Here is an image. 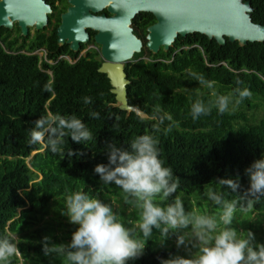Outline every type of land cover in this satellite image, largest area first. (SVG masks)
<instances>
[{
    "label": "trees",
    "instance_id": "obj_1",
    "mask_svg": "<svg viewBox=\"0 0 264 264\" xmlns=\"http://www.w3.org/2000/svg\"><path fill=\"white\" fill-rule=\"evenodd\" d=\"M249 2L251 19L264 24V0ZM139 18L143 20V32L145 25L155 20L146 10L133 17ZM94 32L90 30L91 38L76 50L66 41L59 43L55 28L38 30L22 41L0 35V237L7 235L17 245L19 255L12 258L11 264H17L20 257L33 264H62L61 258L44 255L42 241L46 236L54 243H64L68 237L71 241L77 226L65 221L68 218L61 213L66 211L64 196L72 191L99 195L104 203L112 196L119 204L116 214H126L120 219L127 227L135 228L138 210L125 203L126 194L120 188L103 184L94 172L97 164L108 163V140L127 149L135 137L154 135L160 159L180 174L179 187L162 206L179 196L187 211L193 209L194 199L198 211L207 214L216 213L217 206L207 199L204 186L210 183L227 199H235L249 187L245 169L264 156V39L240 43L226 36L225 42L219 43L214 37L192 31L177 34L168 48L161 45L152 51L146 45V36L133 26L142 43L124 64L130 79L128 103L148 117L157 107L172 117V121L161 125L160 132H154L156 121H141L137 111L116 104L109 77L98 69L102 62L99 50L91 47L79 55L88 42L98 44ZM39 47L45 48L46 58L32 52ZM197 77L215 82L213 88L201 85ZM237 88H246L252 95L237 104ZM53 91L55 103L49 113L42 103ZM213 91L217 95L231 94L228 111L220 114L212 107L210 114L194 120L191 105L200 100L210 106L215 99ZM85 97L91 98L90 104L84 103ZM94 111L99 119L92 118ZM46 114L75 115L93 139L76 143L66 136L63 154H54L45 143H27L24 147L13 144L21 139V130L30 137L33 122ZM173 122L178 127L174 123L165 133L163 129ZM183 133L197 143L198 152L191 159L184 151L187 144ZM71 150L76 155L69 156ZM236 177L241 184L238 194L217 184L220 179ZM157 202L161 203L159 197ZM263 208L264 198L253 209ZM136 232L142 238L138 229ZM147 239L144 254L128 264H159L176 250L169 237L163 242L158 229L153 228Z\"/></svg>",
    "mask_w": 264,
    "mask_h": 264
},
{
    "label": "clouds",
    "instance_id": "obj_2",
    "mask_svg": "<svg viewBox=\"0 0 264 264\" xmlns=\"http://www.w3.org/2000/svg\"><path fill=\"white\" fill-rule=\"evenodd\" d=\"M197 79L208 88H213L215 83L205 81L203 77ZM235 91L239 94L237 104L252 95L246 88ZM211 95L215 99L210 106H205L200 100L191 105L194 120L210 114L212 107L220 114L228 111L231 94L217 95L213 91ZM84 103L90 104L91 98L85 97ZM136 111L141 121L148 118L156 121L154 132H160L166 120L172 121L171 115L162 113L159 107L154 109L151 117L139 108ZM91 116L99 119L98 112H92ZM174 123L163 131L170 132ZM33 124L34 127L29 129V143H45L54 154H63L66 136L76 143L93 139L84 122L75 115L46 114ZM158 143L154 135L147 133L135 137L127 149L108 140L105 143L108 163H99L94 168L103 184H114L120 188L126 194L125 203L138 210L135 228L127 227L111 205L101 199L82 190L72 191L65 194L66 211L61 213L77 226L71 234V241L54 243L51 237H44V255L55 254L62 259V264H128L144 254L147 238L155 228L160 231L163 242L171 233H176L177 248L186 246L194 249L187 257L170 254L169 258L161 259V264H264V243L255 242L251 230L244 233L232 227L237 210L247 214L264 198V156L245 169L249 187L242 195L238 194L241 188L239 177L219 180L217 184L238 194L235 199H227L210 183L204 186L207 199L217 206L215 214H207L195 208L187 211L179 196L162 206V202L176 192L179 184L178 178L173 179L172 169L165 167L160 159ZM68 155L76 153L71 150ZM158 197L161 203L157 202ZM136 229L142 238L137 235ZM188 229L190 235L185 231ZM17 255L19 250L13 239L7 235L0 237V264H11L12 258Z\"/></svg>",
    "mask_w": 264,
    "mask_h": 264
},
{
    "label": "water",
    "instance_id": "obj_3",
    "mask_svg": "<svg viewBox=\"0 0 264 264\" xmlns=\"http://www.w3.org/2000/svg\"><path fill=\"white\" fill-rule=\"evenodd\" d=\"M57 26L59 43L68 42L78 49L87 42L85 27L96 30L94 40L100 45L102 62L99 70L109 77L116 104L127 110H137L128 103L127 84L130 79L124 68L133 51L141 47V39L132 32V17L141 10L150 11L156 20L148 26L146 45L156 51L168 48L177 34L199 31L214 37L219 43L239 40L240 43L264 39V24L250 17L249 0H70ZM107 4L110 15L95 12ZM50 10L44 0H0V25H11L16 19L22 31L28 24L36 28L47 22Z\"/></svg>",
    "mask_w": 264,
    "mask_h": 264
},
{
    "label": "rangeland",
    "instance_id": "obj_4",
    "mask_svg": "<svg viewBox=\"0 0 264 264\" xmlns=\"http://www.w3.org/2000/svg\"><path fill=\"white\" fill-rule=\"evenodd\" d=\"M95 48L100 50V45L96 44ZM82 53H85V49L82 50ZM55 103V98H54V91L52 92L51 96L46 99L42 105L48 110L50 113V108L52 105ZM30 117V115L28 116ZM174 127H178V124L175 123ZM148 133H152L151 130L148 131ZM20 135L22 136L21 139L16 140L13 144L15 146H22L24 147L27 143H29V136L26 133V131L21 130ZM182 137L185 138L186 144H187V149H184L187 158L191 159L195 156V154L198 152V147L197 143L194 141V138H188L185 133L182 134ZM211 149H215L214 143L211 145ZM165 167H169L167 163H164ZM173 171V179L179 178V172L177 169L171 168ZM95 197L99 198V195H96ZM111 204V207L115 213L116 212V207L119 205L118 202L111 196L107 204ZM192 207L198 210V206L195 202L194 199H192ZM217 211V207L216 210ZM200 212V211H199ZM123 211H120V214H122ZM215 214V213H214ZM126 214L124 215H118L119 217H125ZM65 221H69L68 219H65ZM222 227V225H221ZM232 227L237 228L239 231L246 233L247 231L251 230L254 235H255V242L257 243H264V208L263 209H253L252 211L248 212L247 214L241 213L239 210H237L235 214V219L233 221ZM186 232L189 233L190 235V229L185 230ZM56 232L61 233L59 229H56ZM14 236H16L14 234ZM169 239L172 240L175 243L176 250L174 253L171 255H181V256H188L190 251H194V249H191L190 247L186 246H181L177 248V234L171 233L169 236ZM70 237L65 239L64 243H69ZM56 258L57 256L53 254V258ZM169 258V257H168ZM17 264H33L30 260L24 261L22 257H20V260ZM161 264V263H159Z\"/></svg>",
    "mask_w": 264,
    "mask_h": 264
},
{
    "label": "flooded vegetation",
    "instance_id": "obj_5",
    "mask_svg": "<svg viewBox=\"0 0 264 264\" xmlns=\"http://www.w3.org/2000/svg\"><path fill=\"white\" fill-rule=\"evenodd\" d=\"M44 2L49 5L50 10L46 11V13H47V22L42 27L36 28V26L34 24H28L26 32H23L21 26L18 24V21L16 19H13V20H11V25H8V26L7 25H3V24L0 25V35L6 36L7 39H12V38L17 37L19 41H22L24 36L26 37L25 38L26 40H29L30 37L34 36L37 33L38 30H42V31L47 32L48 30H51L52 28H55V31H56V34H57V26L61 22L62 13L67 10V8L71 4V2H70V0H44ZM95 13L96 14L105 13L106 15H110L111 14V12L107 9V4H104V6L101 9H99L98 11H96ZM133 17H132L131 22H130V26L132 28V32H133V26H134V27L137 28V30L139 31L140 34H143L145 36L148 33V26L150 24H152L156 20V18H155V20L153 22L146 24L145 25V30L146 31L143 32L142 31L143 20H141L140 18L138 20H136V19H133ZM57 19H59L58 23L54 27L53 23L56 22ZM49 21H51L50 24H49ZM85 28H86V30H87V32L89 34V39H90L91 38L90 30H93L95 32H96V30L93 29V28H90V27H85ZM95 32H94V34H95ZM94 34H93V37H94ZM135 35L137 36V34H135ZM0 43H1V40H0ZM91 43L92 42H88L87 45L84 46L81 49L79 55L85 54L88 49L93 47V46H89V45H91ZM81 44H80V46H81ZM39 48H44V47H39ZM39 48H37V49H39ZM83 49H85V53H82ZM34 50H36V49H34Z\"/></svg>",
    "mask_w": 264,
    "mask_h": 264
},
{
    "label": "built area",
    "instance_id": "obj_6",
    "mask_svg": "<svg viewBox=\"0 0 264 264\" xmlns=\"http://www.w3.org/2000/svg\"><path fill=\"white\" fill-rule=\"evenodd\" d=\"M95 45H96L95 43H91V45H89V46H93V47H95ZM32 52H36V53H38L40 56H43L44 58H46V50H45L44 48H39V49L33 50ZM61 56L67 58V59L70 60V61H72V60L70 59V57H69L68 55H66V54H62Z\"/></svg>",
    "mask_w": 264,
    "mask_h": 264
}]
</instances>
